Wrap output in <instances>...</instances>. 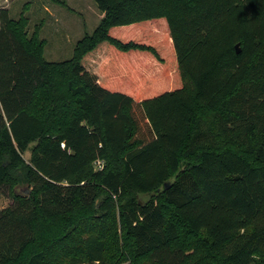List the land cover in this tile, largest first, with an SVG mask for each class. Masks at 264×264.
<instances>
[{
  "label": "trees",
  "instance_id": "obj_1",
  "mask_svg": "<svg viewBox=\"0 0 264 264\" xmlns=\"http://www.w3.org/2000/svg\"><path fill=\"white\" fill-rule=\"evenodd\" d=\"M95 1L65 62L0 12V264H264V0Z\"/></svg>",
  "mask_w": 264,
  "mask_h": 264
},
{
  "label": "rangeland",
  "instance_id": "obj_2",
  "mask_svg": "<svg viewBox=\"0 0 264 264\" xmlns=\"http://www.w3.org/2000/svg\"><path fill=\"white\" fill-rule=\"evenodd\" d=\"M46 1L49 3V5L51 4L50 5L51 7L60 11V14H62L64 16H65V14L68 15V11H70L69 17L72 16V17H70V20L74 21L73 25H71V27H70L71 28L70 30L75 32L74 33L75 35L72 36L69 43L57 42L56 37H54L51 34L52 32L55 33L54 28L52 27L53 28L52 29L50 26V25H52V24H50L51 22H49V20L46 19L45 16L42 17L39 14V12H36V11L34 12V6H32L33 3H32V5L30 4V2H32V0H12V3H11L12 6L10 7V10H9V16L11 19H18V18L20 19L22 17L27 18L30 21L28 28H27L28 31L30 32L29 33L30 36H32V33L35 30L39 29L40 26H38V25L41 22H43V20L48 22V24H50V25L47 27V29H45V33H44L46 38H47V41L43 40L46 43V47H45V51H44L45 59L49 62L69 61L74 56V50H75L77 43L81 39H83L86 35L92 34L96 30L97 27H93V24L95 23V20H93L94 17L91 15L88 16L87 22H88V27L90 29L87 30L86 26H85L86 19L83 18V15L80 14V10L78 7L79 0H71V5H70L71 7L68 6L64 0H60V2L63 3L62 5L54 2L53 0H46ZM83 1H84V3L86 2L85 3L86 6L88 5L87 8H88L90 14L92 13V11H94L93 10L94 7H95V9H98L95 0H83ZM29 4L31 5L30 10H32V12H30L28 9V6H30ZM53 4L56 6H54ZM68 4H69V2H68ZM52 15H53L52 19L54 20L55 19V13L52 12ZM81 25H82V27H81ZM73 26H74V28H73ZM117 31H119V30H117ZM79 33H80V35H79ZM83 34H85V35H83ZM115 34L121 35L122 39L126 38L124 32L119 31V32H116ZM39 38H40V36H39ZM164 54L165 53H163V57H164ZM169 73L167 71H164L161 76L164 77V75L166 76ZM25 158L28 159L29 155L26 154ZM27 189H28L27 187H20V188H17L16 191L19 194H27ZM9 193H10V191L8 189H5V190L0 192V211L3 209H6L8 207H11L14 204V201H13V199ZM127 264H129V263H127Z\"/></svg>",
  "mask_w": 264,
  "mask_h": 264
},
{
  "label": "crops",
  "instance_id": "obj_3",
  "mask_svg": "<svg viewBox=\"0 0 264 264\" xmlns=\"http://www.w3.org/2000/svg\"><path fill=\"white\" fill-rule=\"evenodd\" d=\"M64 1L67 3L68 6L71 5V0H67L69 2V4H68V2L66 0H64ZM11 3H12V0H0V11L6 10V11L9 12L10 7L12 6ZM32 3H33V5H32ZM85 3H84L83 0H79L78 7H79V10H80V14L83 15V18L86 19V22H85L86 29L89 30L90 28L88 27V22H87L88 16L91 15V16L94 17L93 20H95V23L93 24V27H98L97 25L100 24V22L103 19L104 15L99 11V9H95V7L93 9L94 11H92V13L90 14V12H89V10L87 8L88 5L86 6ZM30 4L32 6H34V12L35 11L39 12V14L42 17L45 16L46 19H48L49 22H51L50 24H52V25H50V24H48V22L43 20V22H41L38 25V26H40L39 27V36H40V38L42 40H46L47 41V38H46L44 33H45V29H47V27L50 25L51 28L53 27L54 30H55V33L51 31L52 32L51 34L54 37H56L57 42H61V43H69L70 42L72 36L75 35L74 34L75 32L70 30L71 29L70 28L71 25H73V23H74L73 20H70V17H72V16L69 17V12L70 11H68V15L65 14V16H64V15L60 14V11H58L57 9H54L53 7H51L50 6L51 4L49 5V3L46 0H32V2H30ZM31 5L28 6V9H29L30 12H32V10H30ZM54 6H56V5H54ZM52 12L55 13V19L54 20L52 19V16H53ZM18 19H13V20H18ZM29 23H30V21H29ZM81 27H82V25H81ZM73 28H74V26H73ZM28 33H30V32L28 31ZM33 33H32V35H33ZM79 35H80V33H79ZM83 35H85V34H83Z\"/></svg>",
  "mask_w": 264,
  "mask_h": 264
},
{
  "label": "water",
  "instance_id": "obj_4",
  "mask_svg": "<svg viewBox=\"0 0 264 264\" xmlns=\"http://www.w3.org/2000/svg\"><path fill=\"white\" fill-rule=\"evenodd\" d=\"M236 50H237V53H240L241 52V47H240V44H238L236 46ZM166 188H168V186L166 185ZM22 197L26 198V197H29L30 196V191L27 189V194H21ZM139 200H140V204L143 205V198L142 197H139Z\"/></svg>",
  "mask_w": 264,
  "mask_h": 264
}]
</instances>
